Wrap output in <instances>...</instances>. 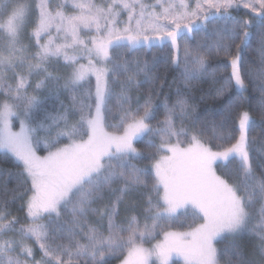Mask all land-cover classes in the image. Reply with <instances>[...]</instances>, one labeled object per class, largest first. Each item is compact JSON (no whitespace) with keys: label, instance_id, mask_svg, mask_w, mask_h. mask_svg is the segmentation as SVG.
<instances>
[{"label":"snow or ice","instance_id":"obj_1","mask_svg":"<svg viewBox=\"0 0 264 264\" xmlns=\"http://www.w3.org/2000/svg\"><path fill=\"white\" fill-rule=\"evenodd\" d=\"M240 9L250 18L236 19ZM201 30L213 38L181 49ZM253 38L260 67L245 71ZM166 44L165 68L183 85L174 101L160 99L155 58L138 55ZM212 56L227 63L210 72ZM245 77L264 111V0H0V154L15 168L0 169V264H264V142L249 138L247 111L236 137L232 103L217 123L188 96L207 80L213 98L242 97ZM16 201L23 222L8 211ZM141 201L143 223H117ZM177 222L188 230H167Z\"/></svg>","mask_w":264,"mask_h":264},{"label":"trees","instance_id":"obj_2","mask_svg":"<svg viewBox=\"0 0 264 264\" xmlns=\"http://www.w3.org/2000/svg\"><path fill=\"white\" fill-rule=\"evenodd\" d=\"M57 0H53V4H55ZM99 2V0H97ZM247 12L246 9H240L239 13L233 12V16L236 17V19H248L250 18L251 14L245 15ZM253 33L257 31V27L255 22H253ZM210 32L206 33L205 31L201 30L198 32H194L192 34H189L186 39H181L179 41L181 45V49H183V46L185 43L189 47H195L198 42H202L203 39H212ZM259 47L258 40L256 38H253L250 41V46L245 49L241 54L245 61V71L248 70L249 67L253 69H257L260 67V59H259V53L257 51ZM233 53H235V49L233 48ZM172 54V49L169 44H166L163 47H152V48H145L142 52L138 53V55L142 59L148 60L150 63L155 58L157 64H156V72L155 75L159 76L161 80L156 82L155 87L159 88L160 83L164 82V88H163V95H161L160 99L163 100L164 95H168L172 98V100H175V93L178 88L183 90L182 83L177 80L175 83H173L174 77L177 76V73L173 72L171 68H165L164 61L167 60L170 55ZM182 55V52H181ZM62 63V62H61ZM227 61L223 57H215L212 56L209 59V71H213L217 68V65H223L226 64ZM61 72L64 71V69L61 67ZM231 69L228 68H221L220 71L217 72V79H221L222 77L230 76ZM143 79V77H141ZM245 82L247 84L246 91L243 92L242 97L239 91L235 88H232L229 90L224 97L221 98H213L212 93V85L205 80L204 82L196 83L195 86L188 92V96L190 98V102L195 105L196 111L194 115L196 116H205L207 115L209 121H215L219 122L224 116H225V108L229 103H232L234 106L228 112L227 115V125L230 130L233 131L234 135L238 137V129H239V115L242 112L247 111L250 114L252 124L249 128V138L255 140V143L257 146H259L262 142H264V111H262L260 106V100H261V94L257 89H254L253 84L250 80H248L247 77H245ZM148 86L145 85L139 95L141 97V102L143 96L146 94ZM136 93L133 94V102L135 103ZM61 99L64 100L65 104H68L69 101L67 97H61ZM49 106H58L55 105L53 101H49ZM163 116L160 115L158 119H162ZM17 122V121H16ZM115 123V121H112ZM17 124V123H16ZM152 124L155 126L156 120L152 121ZM208 137L212 136V128L211 125H209V128L207 130ZM157 143L159 141L157 140ZM146 144L147 139L142 138L135 142L136 147L141 152H146ZM40 154H45L43 151L40 152ZM145 165L150 166V161L145 160L140 163V166L143 167ZM0 169L2 170H15L14 163L11 160V158L5 159L3 157V154H0ZM222 169L218 168V173L222 174ZM6 178V177H5ZM15 187V182L13 180L8 181V188L11 189ZM142 201L141 205L135 207L133 210L131 207H126L125 205L121 206L120 209V215L117 218V223L125 224L127 222V218L136 215L139 216L141 219V223H143V215H142ZM8 211L15 215L21 222L24 221L25 216L24 212L21 209V202L16 201L13 203H10L8 205ZM94 219V218H93ZM167 230H178V231H186L188 230L187 223L181 224L180 222H177L173 224L171 229ZM163 237L162 232L158 230V236L157 239L161 240ZM156 240H152L151 242L145 244L146 247L152 246V244L156 243ZM224 243H227V241L218 243V248H222L224 246ZM244 251L246 254H250L252 251V246L247 241L244 242ZM39 256V253L37 252V257ZM120 258H113L111 260V264H120ZM154 262V261H153ZM154 264H156L154 262ZM174 264H182L181 261L174 260ZM223 264V261H222Z\"/></svg>","mask_w":264,"mask_h":264},{"label":"rangeland","instance_id":"obj_3","mask_svg":"<svg viewBox=\"0 0 264 264\" xmlns=\"http://www.w3.org/2000/svg\"><path fill=\"white\" fill-rule=\"evenodd\" d=\"M17 123V124H16ZM14 130H19V122L17 121V122H15L14 123ZM219 174V173H218ZM163 239V237L161 238V240ZM151 247V246H150ZM174 260H177V261H181L182 262V260H179V259H177V258H173ZM153 261L155 262V258H153ZM156 264H158V262H155ZM182 264H183V262H182Z\"/></svg>","mask_w":264,"mask_h":264}]
</instances>
